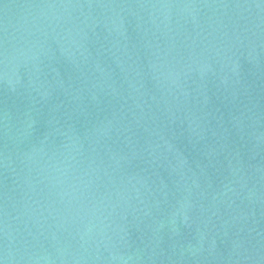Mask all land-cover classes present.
Wrapping results in <instances>:
<instances>
[{"label":"water","instance_id":"1","mask_svg":"<svg viewBox=\"0 0 264 264\" xmlns=\"http://www.w3.org/2000/svg\"><path fill=\"white\" fill-rule=\"evenodd\" d=\"M0 264H264V0H0Z\"/></svg>","mask_w":264,"mask_h":264}]
</instances>
